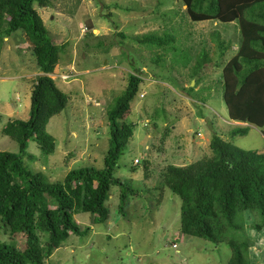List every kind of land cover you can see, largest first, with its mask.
<instances>
[{
    "label": "rangeland",
    "instance_id": "obj_1",
    "mask_svg": "<svg viewBox=\"0 0 264 264\" xmlns=\"http://www.w3.org/2000/svg\"><path fill=\"white\" fill-rule=\"evenodd\" d=\"M33 8L61 47L50 77L69 98L45 126L54 139L53 152L44 155L34 142L27 146L34 159L26 157L24 163L44 180L62 182L78 167L102 168L109 137L106 111L131 73L141 78L120 118L134 125L113 173L130 190L122 210L120 188L111 184L106 219L97 223L95 214H75L81 229L89 230L84 236L69 234L44 264H227L232 250L226 243L215 245L180 232L181 201L164 184V173L170 165L186 167L211 158V127L226 143L264 153L261 130L249 125L246 135H231L246 124L230 120L222 100V68L241 43L238 22H194L182 0H47L43 6L34 2ZM2 16L0 23L8 19ZM5 27L0 25V40L9 35V49L20 57L8 62V69L18 72L17 65L22 75L34 72L36 77L40 73L24 32L6 35ZM150 34L172 39L163 46L136 40ZM5 45L0 50H7ZM60 74L69 78L62 80ZM8 91L10 102L14 96ZM23 96L15 97L19 106ZM13 107L21 110L23 104ZM0 151L18 153L17 142L1 132ZM218 222L225 241L247 243L241 248L247 264H264V225L256 210L239 211L232 228L221 217ZM259 224L262 228L254 229ZM46 240L44 233L42 244ZM0 243L18 251L27 245L25 235L3 226Z\"/></svg>",
    "mask_w": 264,
    "mask_h": 264
},
{
    "label": "trees",
    "instance_id": "obj_2",
    "mask_svg": "<svg viewBox=\"0 0 264 264\" xmlns=\"http://www.w3.org/2000/svg\"><path fill=\"white\" fill-rule=\"evenodd\" d=\"M194 22L219 21L239 24L241 43L235 56L222 68V100L228 118L245 123L231 135L244 136L253 126L264 136V0H182ZM45 5L47 0H1L0 23L6 33L22 30L31 44L39 75L30 91L27 120L8 121L2 132L14 139L18 153L0 151V229L26 236V248L18 251L0 243V264H44L48 256L69 234L84 236L74 215L95 214L94 222L107 217L105 201L112 185L120 188L119 210L127 197L126 187L113 173L119 157L133 135V124L121 122L122 114L138 92L141 78L128 76L126 86L106 111L108 146L102 168L83 166L71 169L62 182L44 180L41 172H33L24 163L27 146L34 142L44 155L51 154L54 139L45 126L61 113L69 98L50 77L59 60L61 47L55 44L33 3ZM171 36L153 34L136 39L139 43L167 45ZM157 62V61H155ZM202 117V115L200 116ZM211 126V122L209 123ZM209 148L213 156L186 167L168 166L164 184L181 201L180 232L202 238L213 244L226 243L232 250L227 264H247L241 248L247 243L225 241L220 236L218 220L229 228L239 211L256 210L264 225V153L243 150L222 141L211 127ZM262 226L255 225L259 230ZM47 235L45 244L41 235Z\"/></svg>",
    "mask_w": 264,
    "mask_h": 264
},
{
    "label": "crops",
    "instance_id": "obj_3",
    "mask_svg": "<svg viewBox=\"0 0 264 264\" xmlns=\"http://www.w3.org/2000/svg\"><path fill=\"white\" fill-rule=\"evenodd\" d=\"M8 35V34H6ZM13 35V34H12ZM9 36V35H8ZM8 36L2 37V40H0V44H6L5 47L7 50H0V134L6 125V123L9 121L10 118H15L16 115L19 113H22L24 116H29V108H30V91L32 89V85L35 81V73L33 74H26L22 75L21 69L18 68V72H13V70L10 71L8 62L13 60L15 62V58H20L17 56L16 53L10 51V46L12 45L10 42L13 41ZM10 43V45H9ZM15 43V48H18L20 43ZM29 46V45H28ZM21 55L23 58H25L24 50L22 51ZM35 58V57H34ZM24 69H26L24 67ZM10 88L11 96H14L12 99H10V102H7V93L9 92L8 89ZM8 91V92H7ZM22 94L24 95V101H23V108L21 110L15 109L13 105H16L17 108L21 107L19 104L15 101L16 96H20L22 98ZM25 106V108H24ZM7 119V120H6ZM27 120V119H26Z\"/></svg>",
    "mask_w": 264,
    "mask_h": 264
},
{
    "label": "built area",
    "instance_id": "obj_4",
    "mask_svg": "<svg viewBox=\"0 0 264 264\" xmlns=\"http://www.w3.org/2000/svg\"><path fill=\"white\" fill-rule=\"evenodd\" d=\"M60 78H61L62 80H65V79H68L69 76H68V75H64V74H61V75H60ZM134 162L136 163L137 160H135Z\"/></svg>",
    "mask_w": 264,
    "mask_h": 264
},
{
    "label": "clouds",
    "instance_id": "obj_5",
    "mask_svg": "<svg viewBox=\"0 0 264 264\" xmlns=\"http://www.w3.org/2000/svg\"><path fill=\"white\" fill-rule=\"evenodd\" d=\"M61 75V74H60ZM60 78V77H59Z\"/></svg>",
    "mask_w": 264,
    "mask_h": 264
}]
</instances>
